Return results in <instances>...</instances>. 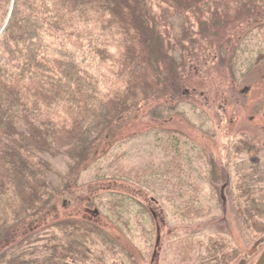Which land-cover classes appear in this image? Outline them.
<instances>
[{"label":"rangeland","instance_id":"rangeland-1","mask_svg":"<svg viewBox=\"0 0 264 264\" xmlns=\"http://www.w3.org/2000/svg\"><path fill=\"white\" fill-rule=\"evenodd\" d=\"M241 4V0H208L192 8L200 11H189L185 16L175 15L168 2L151 0L147 4L171 44L168 52L176 61L185 89L180 95L168 88L126 115L94 148L92 158H97V165L85 164L80 171L65 152L66 144L75 136L74 119L64 112L55 113L58 143L64 148L46 156L51 165L48 191L53 197L46 208L16 225L13 220L22 207V196L7 181L6 192L0 195V220L12 229L10 238L1 241L0 264L40 257L54 223L61 220L100 224L116 241V253L96 242L88 261L69 260L65 264H128V258L137 264H181L179 242L194 231L195 241L204 243L211 235L226 240L232 237L241 251L233 264L245 255L250 256L248 264H256L264 250V246L256 245L264 236V213L246 229L228 195V185L223 183L226 176L232 193L246 188L264 211V62L250 70L244 67L243 74L237 71L233 76L230 70L242 40L249 38L248 48L257 49L252 38L264 24V8L245 12ZM91 28L106 49L102 71L111 91L123 90L128 78L122 70L125 45L121 35L101 12L92 13ZM185 34L188 37L180 45L176 40ZM246 61L243 55L242 62ZM169 72L170 68L163 69V74ZM139 78L152 82L151 75ZM174 136L185 143L186 156L180 158L181 165H187L183 174L169 170V161L180 157L171 151L172 146L169 148ZM242 139L259 150L257 167L238 152ZM4 164L0 158V167ZM116 164L131 175L124 188L106 189ZM143 178L148 179L147 186H143ZM179 185L181 190L176 188ZM121 197L124 208L114 211L113 202ZM188 201L194 206L190 218L181 214ZM153 213L158 218L157 233L152 228ZM149 231L156 233L151 253L147 251L151 243L144 236ZM200 254L206 256L204 248ZM186 262L199 264L195 257Z\"/></svg>","mask_w":264,"mask_h":264},{"label":"trees","instance_id":"trees-1","mask_svg":"<svg viewBox=\"0 0 264 264\" xmlns=\"http://www.w3.org/2000/svg\"><path fill=\"white\" fill-rule=\"evenodd\" d=\"M150 1L0 0V158L5 162L0 167V195L6 192L7 181L20 191L22 207L15 213L13 222L16 225L46 208L53 197L48 191L51 165L46 156L64 148L62 143H58L55 113L64 112L74 119L77 126L75 136L66 144L65 152L80 171L85 164L97 165V158H92L94 148L105 135L120 126L126 115H132L143 103L158 98L168 88L180 95L185 89L180 83L176 61L168 52L171 44L161 33L157 16L147 7ZM152 1L157 4L170 3L177 16H185L204 1L208 3V0ZM241 3V9L245 12L254 13L260 7L264 8V1L261 0H241ZM93 12L106 15L108 22L115 26L123 39L122 70L128 78L123 90L111 91L109 79L102 71L106 49L95 38L91 28ZM163 12L168 16L167 10ZM256 13L260 16L263 14L259 11ZM165 20L168 21L167 17ZM203 25L201 23L202 28ZM187 37L185 34L176 42L181 45ZM252 39L257 49L248 48L249 38L241 41L235 62L230 65L233 76L237 71L243 74L244 67L250 70L264 62V24L258 26ZM243 55L247 58L245 63L242 62ZM168 68L171 72L163 74V69ZM142 75H151L152 82L140 80L139 76ZM238 145V152L248 158L251 166L257 167L259 150L247 139H242ZM184 147L185 143L180 137H172L169 148L180 157L169 161L171 172L185 173L187 165L182 166L180 160L186 156ZM113 168L106 189L124 188L131 173L125 172L118 164ZM143 175L147 176L146 173ZM151 176L154 179L155 174L151 173ZM146 178H143V186H147ZM227 179L225 176L223 183L228 185V195L235 212L246 229H250L264 211L259 209L255 195L246 188H238L232 193ZM181 186L176 188L181 190ZM175 191L178 192L177 189ZM117 201L113 202L114 211L124 208L123 197ZM184 207L182 216L190 218L193 203L185 202ZM156 217L153 213L152 228L157 233ZM160 218L164 224L165 219ZM2 221L0 244L2 240L10 238L12 229ZM154 231L145 232L144 235L146 241L151 243V249L147 250L150 253L155 246ZM194 234L189 233L183 237V242H179L182 244L179 247L183 256L181 264L194 257L199 264H233L241 255L232 237L226 240L211 235L204 243L199 239L195 241ZM96 242L116 253V241L100 224L61 220L54 223L53 231L43 243L40 257L22 258L8 264H65L69 260L86 262ZM203 248L206 253L204 257L200 254ZM128 260V264H137V260Z\"/></svg>","mask_w":264,"mask_h":264},{"label":"water","instance_id":"water-1","mask_svg":"<svg viewBox=\"0 0 264 264\" xmlns=\"http://www.w3.org/2000/svg\"><path fill=\"white\" fill-rule=\"evenodd\" d=\"M258 244L261 245V246H264V236L257 242L256 245H258ZM249 260H250V256L245 255L238 261L237 264H248ZM256 264H264V250L261 253V255L259 256Z\"/></svg>","mask_w":264,"mask_h":264}]
</instances>
